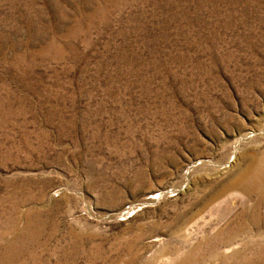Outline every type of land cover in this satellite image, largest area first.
Here are the masks:
<instances>
[{
    "label": "rangeland",
    "instance_id": "obj_1",
    "mask_svg": "<svg viewBox=\"0 0 264 264\" xmlns=\"http://www.w3.org/2000/svg\"><path fill=\"white\" fill-rule=\"evenodd\" d=\"M0 264H264V0H0Z\"/></svg>",
    "mask_w": 264,
    "mask_h": 264
},
{
    "label": "bare ground",
    "instance_id": "obj_2",
    "mask_svg": "<svg viewBox=\"0 0 264 264\" xmlns=\"http://www.w3.org/2000/svg\"><path fill=\"white\" fill-rule=\"evenodd\" d=\"M251 163H252V162H251ZM251 163H249V164L251 165ZM247 166H248V165H247ZM252 166H253V165H252ZM248 167H250V166H248ZM248 167H246V170H247V171H248V169H247ZM253 167H254V166H253ZM258 167H259V166H258ZM250 168H251V167H250ZM250 168H249V170H250ZM252 169L254 170V173H255V169H256V168H255V169L252 168ZM252 169H251V170H252ZM246 170H245V172H247ZM245 172H242V174L245 173ZM242 174H241V175H242ZM245 174H248L247 177H248L249 179H251L249 176L252 175V173H251L250 175H249V172H247V173H245ZM238 175H239V173H238ZM244 176H245V175H244ZM252 176H253V175H252ZM247 177H246V178H247ZM234 178H235V177H234ZM234 178H233V179H234ZM241 179H242V178H241ZM241 179H240V180H241ZM238 180H239V179H238ZM247 180H248V179H247ZM242 181H243V180H242ZM245 181H246V180H245ZM234 182H235V181H234ZM231 184H232V183H231ZM229 186H230V185H229ZM232 186H233V188H234L235 185L233 184ZM235 188H236V187H235ZM237 188H238V186H237ZM237 188H236V189H237Z\"/></svg>",
    "mask_w": 264,
    "mask_h": 264
}]
</instances>
